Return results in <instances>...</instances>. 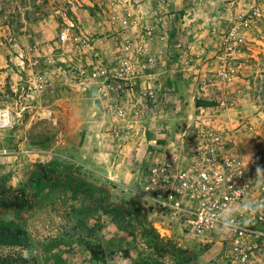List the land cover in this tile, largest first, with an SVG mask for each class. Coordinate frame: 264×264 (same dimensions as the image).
<instances>
[{"label": "rangeland", "instance_id": "374dc122", "mask_svg": "<svg viewBox=\"0 0 264 264\" xmlns=\"http://www.w3.org/2000/svg\"><path fill=\"white\" fill-rule=\"evenodd\" d=\"M112 4L119 11L136 13L140 25L151 29L154 45L163 49L156 54L159 62L149 69L153 76L143 78L157 86L146 129H161V141L177 142L197 101L204 105L225 97V112L231 118L221 126L247 125V139L241 146L264 142V15L242 24L252 7L264 8V0H0V104H9L12 116L11 125L0 129V187L9 194L29 189L33 198L30 210L0 212V226L19 229L39 264L69 263L67 247L73 248L77 262L89 259L90 252L97 259H110L111 264H221L216 245L201 246L179 226L171 231L172 226L152 220L151 214L147 223L138 209L129 206L128 188L135 186L137 170L132 160L134 143L121 148L123 170L129 176L121 185L106 177L117 148L109 128L113 121L91 93H80L69 79L67 59L121 57L126 37L133 51L138 47L142 27L110 25ZM65 18L89 30L92 41L86 47H66L59 59L60 55L50 54L51 45ZM116 34L118 38L113 37ZM229 35L243 39L234 45L235 77L227 81L224 91L214 86L204 94L197 92V78L218 65V53ZM9 37L15 46L7 42ZM38 52L45 59L54 57L49 68L56 88L50 96L28 90L24 82L29 58ZM140 141L136 140L141 147L136 157L142 158L145 148ZM40 171L51 181L40 178ZM91 185L96 188L93 197L103 198L107 209L112 207L108 203L124 207L123 214L111 217L88 208L91 198L83 197L82 189ZM11 215L22 223L11 221ZM150 228L154 230L149 232ZM153 233L160 237L157 242ZM0 238V244L7 239ZM167 241L186 249L192 258L158 248Z\"/></svg>", "mask_w": 264, "mask_h": 264}, {"label": "built area", "instance_id": "2783aa9c", "mask_svg": "<svg viewBox=\"0 0 264 264\" xmlns=\"http://www.w3.org/2000/svg\"><path fill=\"white\" fill-rule=\"evenodd\" d=\"M119 9L112 4L107 20L110 25L117 23L120 29L142 27L136 13ZM263 15L264 8L254 6L242 24ZM142 29V41L134 51L130 39H123L121 57L67 59L69 79L80 93H91L90 97L102 104L113 121L109 128L117 148L140 139L143 142L145 155L132 158L137 170L135 186L128 188L129 205L138 209L147 223L161 219L172 226L171 231L179 226L182 233L194 237L201 246L216 245L221 252V264H264V142L241 146L247 139V125L221 126L222 121L231 118L221 115L228 109L227 99L221 97L208 100V105L199 108L200 113L188 117L177 142L171 140L169 145L161 146V129L150 132L144 125L157 86L143 80L155 63V54L150 47L151 29ZM88 31H83L73 19L65 18L50 54L60 55L61 59L66 47L90 45L92 34ZM228 38V43L227 36L224 38L223 49L218 53V65L210 74L197 78V92L203 94L214 86L224 91L227 81L235 77L236 68L231 61L234 45H240L243 39L233 35ZM7 42L16 45L10 37ZM51 55L45 59L38 52L29 58L24 79L28 90L54 93ZM91 55L96 57L97 53ZM0 112L8 114L0 115V129H5L12 121L9 104H0ZM248 205L261 207L255 216H250L243 211ZM230 220L239 222L240 227L229 231L226 224Z\"/></svg>", "mask_w": 264, "mask_h": 264}, {"label": "trees", "instance_id": "16d2710c", "mask_svg": "<svg viewBox=\"0 0 264 264\" xmlns=\"http://www.w3.org/2000/svg\"><path fill=\"white\" fill-rule=\"evenodd\" d=\"M210 102L206 101L203 102V104L208 105ZM195 105H199L198 101L195 103ZM35 173L34 172H31ZM40 178L44 179L46 182H50L51 178L44 173V171H40ZM66 176V175H65ZM64 177V176H63ZM80 186L78 190L80 191ZM96 188L91 185L89 187H83V197L85 198H91V204H87L86 206L88 208L96 209L101 212H108L111 217L114 215H122L123 208L122 206H118L115 204H110L109 209H107L104 204L103 198L93 197L94 190ZM33 198L29 195V189L27 191H22L18 189H14L12 194L7 193V190L0 187V212L5 213V211H8L12 213L14 210L16 211H26L30 210L33 206ZM29 203L28 208H24L26 204ZM89 205V206H88ZM130 206V205H129ZM131 207V206H130ZM127 208V207H126ZM117 210L116 213H113L114 210ZM11 221H16L17 223H22L21 219L15 218L14 215H11L10 217ZM19 229L10 228V227H1L0 226V237H6L4 241L0 244V264H39L37 258L35 255L29 250L27 247L28 241L26 240V237H22V233L18 231ZM154 229L150 228L149 232L153 231ZM153 237L155 239V242H157L160 237L157 233H153ZM1 240V238H0ZM162 248L164 251H170L175 256L179 257H185L189 255V258H192L191 254L186 249L180 248L176 246L175 243H172L171 241L165 242L164 245L158 246V248ZM91 247H88L89 251H92L90 249ZM156 249L157 247L154 246ZM157 250V249H156Z\"/></svg>", "mask_w": 264, "mask_h": 264}, {"label": "crops", "instance_id": "0c3cea01", "mask_svg": "<svg viewBox=\"0 0 264 264\" xmlns=\"http://www.w3.org/2000/svg\"><path fill=\"white\" fill-rule=\"evenodd\" d=\"M228 4H232V1H229L228 2ZM144 23H145V21H144ZM151 38H152V40H151V44H150V47L152 48V51L154 52V54H155V62H156V64L159 62V61H156V54H159L160 55V53L163 51V49H162V47H156L155 45H154V43H155V39L153 38V36H152V34H151ZM176 44H178L176 47H178V46H180V43H175L174 44V46L176 45ZM155 69H157V67L155 68ZM160 71V70H159ZM150 76H153V71H152V74L151 73H148V77H150ZM53 77V76H52ZM54 80V79H53ZM55 82V81H54ZM56 85V84H55ZM56 88V87H55ZM54 92H55V90H54ZM7 94H8V92H6ZM6 93H2L1 94V96L2 97H6L7 96V94ZM206 93V92H205ZM204 94V93H203ZM4 95V96H3ZM51 95H53V94H51ZM50 96V95H49ZM200 100L201 99H203V97H198ZM2 101H7L6 99L5 100H2ZM204 106H206L205 104L204 105H201V104H199V105H195V107H194V113L192 114H190V115H194V114H198V113H200V111H199V108L200 107H204ZM210 112V111H209ZM227 112V111H226ZM226 112H224V113H222L221 115H226L227 113ZM150 123V125L152 126L153 125V122L152 121H150L149 122ZM151 132V131H150ZM163 139H164V137H163ZM141 140V139H140ZM170 140L169 139H167V138H165V143L163 144V146H167V145H169V142ZM140 142H142V141H140ZM163 141H161V143H162ZM131 143V142H130ZM129 143V144H130ZM132 143H134V141L132 142ZM135 149H134V154L133 155H138V153H136V152H140L139 151V148H140V144L138 145L137 143H136V141H135ZM172 150V147H169V151H171ZM143 152H144V150H143ZM121 153H123V151H122V149L120 148V149H118V148H116V152H115V155H114V160L112 161V163L110 164V166H107V170H108V175H106V177L110 180V181H112L113 183H115V184H117V185H121V182H122V180H124L123 178H125L126 176L128 177L129 175L128 174H125V172H124V167H125V163H124V161H122L121 159H120V155H121ZM145 153V152H144ZM141 156H144V154H142ZM67 248H69L68 250H67V255H68V257H70L71 258V260L69 261V263L67 262L66 264H111V263H109L110 262V259H103V258H101V259H97L96 257H97V255H95V254H91L90 252H89V259H87V260H83V261H79V262H77L76 261V259L74 258H72L73 257V248H70V247H67ZM105 258V257H104Z\"/></svg>", "mask_w": 264, "mask_h": 264}, {"label": "clouds", "instance_id": "9594fccd", "mask_svg": "<svg viewBox=\"0 0 264 264\" xmlns=\"http://www.w3.org/2000/svg\"><path fill=\"white\" fill-rule=\"evenodd\" d=\"M0 115L7 117L8 114L0 112ZM5 123H7V120L5 121ZM260 207L261 206L259 205H248L243 207V211L248 213L250 216H255L260 210ZM226 227L229 231H235L240 227V223L235 220H230L229 222H227Z\"/></svg>", "mask_w": 264, "mask_h": 264}]
</instances>
